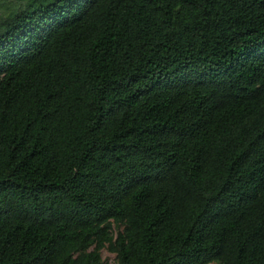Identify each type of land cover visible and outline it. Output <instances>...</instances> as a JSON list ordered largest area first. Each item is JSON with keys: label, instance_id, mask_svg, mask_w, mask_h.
Returning <instances> with one entry per match:
<instances>
[{"label": "trees", "instance_id": "obj_1", "mask_svg": "<svg viewBox=\"0 0 264 264\" xmlns=\"http://www.w3.org/2000/svg\"><path fill=\"white\" fill-rule=\"evenodd\" d=\"M12 2L0 264H264V0Z\"/></svg>", "mask_w": 264, "mask_h": 264}, {"label": "rangeland", "instance_id": "obj_2", "mask_svg": "<svg viewBox=\"0 0 264 264\" xmlns=\"http://www.w3.org/2000/svg\"><path fill=\"white\" fill-rule=\"evenodd\" d=\"M12 0H5L1 5H0V16L4 17L7 15L13 7ZM102 256L103 259L108 263V264H118L117 260V255L108 249H104L102 251ZM209 264H218L217 262H212Z\"/></svg>", "mask_w": 264, "mask_h": 264}]
</instances>
